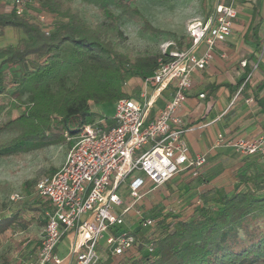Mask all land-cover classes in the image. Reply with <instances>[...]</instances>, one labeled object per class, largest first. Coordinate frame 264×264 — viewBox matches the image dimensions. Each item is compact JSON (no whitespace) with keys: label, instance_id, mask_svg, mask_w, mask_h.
<instances>
[{"label":"trees","instance_id":"trees-1","mask_svg":"<svg viewBox=\"0 0 264 264\" xmlns=\"http://www.w3.org/2000/svg\"><path fill=\"white\" fill-rule=\"evenodd\" d=\"M28 1L31 13L18 16L0 0V36L7 28L22 35L16 45L0 47V159L64 145L98 120L96 107L131 96L171 51L135 57L119 50L127 41L123 20L140 24L149 34H163L132 0H80L78 7L71 0ZM81 8L92 9L97 18L89 20ZM39 13L50 19L49 34L37 20ZM174 43L183 49L187 38ZM252 69L246 64L239 86L246 85ZM22 108L17 117H9L13 109ZM4 115L9 118L4 120ZM9 134L14 136L2 139ZM254 167L255 162H244L231 192L205 190L190 216L173 210L149 215L154 225L131 232L136 243L130 251L113 256L101 248L98 264H264V230L248 228L249 220L264 218V172ZM36 185L34 191L26 190L28 200L20 196L10 213H0V237L27 217L28 224L45 228L51 202L37 194ZM30 243L24 260L40 247L39 238ZM16 261L8 256L0 264Z\"/></svg>","mask_w":264,"mask_h":264},{"label":"built area","instance_id":"built-area-1","mask_svg":"<svg viewBox=\"0 0 264 264\" xmlns=\"http://www.w3.org/2000/svg\"><path fill=\"white\" fill-rule=\"evenodd\" d=\"M2 2L18 16L31 13L28 0ZM237 14L235 0H218L209 17L190 23L186 46L171 50L168 60H159L153 76L115 103L113 117L86 124L77 136L67 139L73 146L63 165L36 185L37 194L51 202L40 247L17 264H98L101 248L121 256L135 245L131 232L137 226L154 225L140 208L147 190L164 186L182 172L199 176L208 156L190 155L184 140L188 128L178 112L193 88V74L206 69L218 44L232 36ZM36 17L49 34L48 16L39 13ZM201 45L206 50L199 55ZM108 121L110 127L102 125ZM218 146L231 148L244 158L264 157V133L234 139L219 135ZM20 198L18 194L12 197ZM133 214L136 227L123 233L121 228ZM67 238L71 246L62 257L59 247Z\"/></svg>","mask_w":264,"mask_h":264},{"label":"crops","instance_id":"crops-1","mask_svg":"<svg viewBox=\"0 0 264 264\" xmlns=\"http://www.w3.org/2000/svg\"><path fill=\"white\" fill-rule=\"evenodd\" d=\"M235 6L238 14L232 36L218 44L206 69L193 74V88L178 112L188 128L184 140L190 155L208 156L200 178H193L191 172L186 171L161 187L160 196L172 203L171 210L186 216L192 215L205 190L215 188L231 192L233 186L226 184L230 181L227 174L235 172L237 176L246 160L264 159L261 156L244 158L231 148L215 147L219 135L234 139L258 137L264 133V0H235ZM12 31L7 28L4 36ZM205 50L206 46L201 45L198 54L202 55ZM243 62L253 69L245 79L246 85L239 86L244 79ZM201 94L205 98H200ZM159 103L163 105L164 101ZM70 246V238L61 243L62 257L68 254Z\"/></svg>","mask_w":264,"mask_h":264},{"label":"rangeland","instance_id":"rangeland-1","mask_svg":"<svg viewBox=\"0 0 264 264\" xmlns=\"http://www.w3.org/2000/svg\"><path fill=\"white\" fill-rule=\"evenodd\" d=\"M71 1L76 7L80 4V0ZM132 2L141 10L152 26L161 30L163 34H149L142 30L140 24L123 20L121 28L127 36V41L119 47V50L135 57H154L163 54L167 49L178 48L174 41L183 37L188 38L190 23L195 19L207 18L217 0H132ZM81 9L89 20L97 18L92 9ZM21 37L22 35L16 31H12L7 36H0V47L16 45ZM170 45L172 47H169ZM4 102L8 103L9 97ZM23 109H13L9 117H17ZM96 110L100 115L98 120L113 117L115 104H102L96 107ZM9 117L4 115L3 119L6 120ZM13 136L14 134H9L2 139L9 140ZM72 146L73 142L67 140L64 145L49 147L22 157L0 159V213L11 212L16 204V200H13L12 197L16 194L21 196L24 201L28 200L29 195L26 190L34 191L36 183L41 178L55 173L63 165ZM203 169L198 177L193 178H200ZM254 171L264 172V159L255 161ZM234 173L227 174V179L230 181L226 182L229 186H233V189L238 186ZM28 184L30 187H27ZM222 191L226 192L225 190ZM160 194L161 187L147 190L140 202L141 209L146 216L171 210L172 203L167 200L168 198L161 197ZM172 200L175 201L174 198ZM28 220L29 217L16 226L14 230H10L0 237V263L8 256L15 261L24 260L28 256L29 248L24 249L25 244L31 240L29 245L31 247L43 232L39 226L28 224ZM136 225L137 218L133 214L129 216L121 231L125 233L127 229H133ZM248 228L250 231L264 230V218L249 220Z\"/></svg>","mask_w":264,"mask_h":264}]
</instances>
